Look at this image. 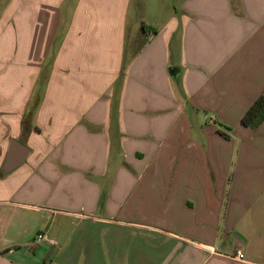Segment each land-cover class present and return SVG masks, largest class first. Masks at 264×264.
I'll use <instances>...</instances> for the list:
<instances>
[{
	"label": "crops",
	"instance_id": "crops-1",
	"mask_svg": "<svg viewBox=\"0 0 264 264\" xmlns=\"http://www.w3.org/2000/svg\"><path fill=\"white\" fill-rule=\"evenodd\" d=\"M132 3L0 0V264H264V0Z\"/></svg>",
	"mask_w": 264,
	"mask_h": 264
},
{
	"label": "rangeland",
	"instance_id": "rangeland-1",
	"mask_svg": "<svg viewBox=\"0 0 264 264\" xmlns=\"http://www.w3.org/2000/svg\"><path fill=\"white\" fill-rule=\"evenodd\" d=\"M174 1L175 0H133L130 21L133 23L146 21L151 18L152 14H158V9H160L163 5L171 4ZM138 4H140V7H137ZM142 22L140 24H142ZM62 32H65V30H62ZM62 35H59V37ZM50 56L51 52L47 54L46 60H48Z\"/></svg>",
	"mask_w": 264,
	"mask_h": 264
},
{
	"label": "trees",
	"instance_id": "trees-1",
	"mask_svg": "<svg viewBox=\"0 0 264 264\" xmlns=\"http://www.w3.org/2000/svg\"><path fill=\"white\" fill-rule=\"evenodd\" d=\"M264 120V95L259 96L243 115L241 122L256 127Z\"/></svg>",
	"mask_w": 264,
	"mask_h": 264
},
{
	"label": "built area",
	"instance_id": "built-area-1",
	"mask_svg": "<svg viewBox=\"0 0 264 264\" xmlns=\"http://www.w3.org/2000/svg\"><path fill=\"white\" fill-rule=\"evenodd\" d=\"M46 241L51 245L57 244V241L51 237H49L45 232H39L36 237L34 238L35 243H41ZM232 258L244 261L245 260V253L242 249H238L232 256Z\"/></svg>",
	"mask_w": 264,
	"mask_h": 264
}]
</instances>
